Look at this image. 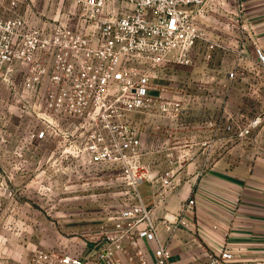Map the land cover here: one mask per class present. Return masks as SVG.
Wrapping results in <instances>:
<instances>
[{"label": "built area", "instance_id": "obj_1", "mask_svg": "<svg viewBox=\"0 0 264 264\" xmlns=\"http://www.w3.org/2000/svg\"><path fill=\"white\" fill-rule=\"evenodd\" d=\"M209 1L72 0L74 10L41 24L16 10L10 16L0 13V77L13 83L23 64V88L36 99L34 111L48 124L65 123L73 141H82L86 161L115 166L136 196L108 218L92 255H64L60 264H87L91 259L105 264H170L173 252L160 240L154 210L175 188L188 154L175 156L169 150L172 166L158 176L151 172L143 163L145 123L147 118H169L177 127L184 125L180 119L186 95L166 97L170 90L154 79L166 65H191L199 42L205 40L210 48L218 45L199 26ZM117 2L132 8H120ZM17 6L12 1L11 9ZM256 53L264 65L262 49L257 47ZM228 76L235 79L237 70ZM261 122L257 116L244 127L229 123L223 130L246 137ZM50 134L49 125L34 136ZM215 142L203 141V146L210 153ZM147 182L156 183L152 204L140 191ZM195 206L190 197L177 214L164 217L166 230L174 234L189 228ZM53 257L41 254L50 264ZM200 264L244 263L226 247Z\"/></svg>", "mask_w": 264, "mask_h": 264}, {"label": "rangeland", "instance_id": "obj_2", "mask_svg": "<svg viewBox=\"0 0 264 264\" xmlns=\"http://www.w3.org/2000/svg\"><path fill=\"white\" fill-rule=\"evenodd\" d=\"M12 1L18 3L14 9ZM71 2L0 0V13L10 16L16 10L39 24L58 13L74 10ZM117 6L132 8L119 2ZM205 9L210 24L215 25L219 10L214 4ZM198 19L202 28L204 21ZM227 24L226 21L223 28L229 35L233 30ZM208 37L211 42L220 43L215 30ZM205 43L201 41L194 48L191 65H166L154 79L157 85L170 90L166 97L182 99L186 95L185 107L191 116L183 115L181 123H186L188 117L200 120L205 104L200 93L215 89V76L232 69L238 73L233 44L222 49L219 45L210 48ZM207 51L210 57H206ZM211 69L213 77L205 82ZM24 72L25 66L21 64L13 83L0 77V264H50L41 258L42 253L53 255V264H60L58 259L64 255H83L88 250L92 255L108 218L136 196L115 166L86 161L82 141H73L65 123L48 124L34 111L36 99L23 88ZM208 106L212 112L219 109L214 98L208 99ZM222 110L224 121L230 123L235 119L225 108ZM238 116L241 122L248 117L245 113ZM147 119L143 163L158 176L172 166L168 148L178 146L177 151L183 150L187 132L169 118ZM49 125L52 134L47 138L34 136ZM198 139L197 131L194 140ZM147 183L152 186V182ZM149 196L153 198L154 191Z\"/></svg>", "mask_w": 264, "mask_h": 264}, {"label": "crops", "instance_id": "obj_3", "mask_svg": "<svg viewBox=\"0 0 264 264\" xmlns=\"http://www.w3.org/2000/svg\"><path fill=\"white\" fill-rule=\"evenodd\" d=\"M208 3L207 7L214 4L219 10L217 22L210 24L206 9L200 16L204 21L201 26L207 34L215 30L222 49L228 44L235 46L238 73L235 79L229 78V71L215 76V89L200 93L205 98L200 120L196 122L188 117L183 125L187 132L184 149L168 148L175 156L186 152L188 159L178 171L175 188L164 204L155 208V218L161 242L168 244L173 252L170 264H200L208 255L226 247L239 263L264 264V65L256 53L257 47L264 53V0H210ZM29 20L33 22L31 17ZM226 21L233 30L229 35L223 28ZM206 57H210L209 51ZM211 71L207 72L205 82L213 77ZM213 98L219 106L215 112L208 106V99ZM222 108L234 116L230 123L237 126L244 127L257 116L262 122L245 141V137L223 130L229 122L223 120ZM239 113L248 115L246 121H240ZM187 115L191 116L188 109L184 116ZM197 131L199 139L194 140ZM203 141L217 142L209 153ZM155 185H141L148 204L154 201V196L149 195ZM190 197L196 201L195 214L189 215L190 227L171 234L162 219L177 214ZM149 246L152 249L154 244ZM88 253L89 250L81 257L90 256ZM87 264L105 263L92 260Z\"/></svg>", "mask_w": 264, "mask_h": 264}]
</instances>
